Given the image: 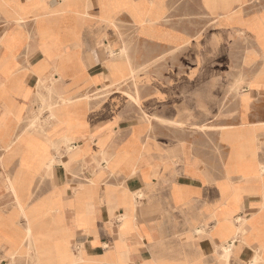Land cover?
<instances>
[{
    "label": "crops",
    "instance_id": "crops-1",
    "mask_svg": "<svg viewBox=\"0 0 264 264\" xmlns=\"http://www.w3.org/2000/svg\"><path fill=\"white\" fill-rule=\"evenodd\" d=\"M35 2L46 9L34 20L57 23L59 46L53 57L25 40L23 79L55 86L56 96L110 93L62 110L77 150L60 147L59 184L54 141L34 146L47 165L37 192L45 205L17 198L12 211L0 166V264H18L29 250L37 264H73L71 256L75 264H264V3L249 14L248 0H191L195 12L180 8L168 25L169 0ZM211 21L217 31L205 37L194 26ZM15 43L10 34L2 44L4 61ZM246 58L259 72L231 101L219 71ZM82 167L86 178L70 174Z\"/></svg>",
    "mask_w": 264,
    "mask_h": 264
},
{
    "label": "rangeland",
    "instance_id": "rangeland-1",
    "mask_svg": "<svg viewBox=\"0 0 264 264\" xmlns=\"http://www.w3.org/2000/svg\"><path fill=\"white\" fill-rule=\"evenodd\" d=\"M35 1L36 0H21L15 5L10 6L8 0H0V11L5 14L6 18V21L0 22V28H4V32L0 38V147L3 150V155L0 157V166L6 173L7 180L5 181V188L10 192L13 200L12 211H15L14 208L16 206H19L17 198L19 200H25L24 203H26V205L35 203L42 206L45 205L49 199L47 195L37 197V192L41 190L42 186L46 185L45 179L47 178L48 172L47 165L42 164L44 163L42 160H36L37 151H35L34 146L40 145L42 148L43 146L47 147L52 145L51 141L53 140H51L49 134L51 130L47 126L48 122L54 123V126H56V119L52 116L54 115L56 117L57 112L63 109L78 110L81 102H87L95 97L110 93L109 91L93 97L89 95L71 97L73 100L67 104L62 103L59 99L62 95H57V97L51 93L48 85L44 84L45 82H37L36 85H32L29 83L30 80L23 79L22 75L28 77L26 75L29 73L25 40L26 42H38L39 46L42 47L41 49L45 51L46 54L50 53L52 56L55 55L59 46L52 32L54 28H56L55 24L57 23L34 20L36 16H39V13H43L42 9L43 11L46 9L43 8V6H38ZM263 3L264 0H248V6L244 8V10L249 14L258 12L263 8ZM190 4L191 0H169L168 9L170 10L168 12L167 24L171 25L172 21H174V14H176L180 8H183L184 16L190 15V10L192 8L194 13V6ZM183 24L190 26V20L188 19ZM204 24H206V26L201 29L203 24L194 22V26L197 27L196 29L201 30L204 37L207 36L208 33L210 34L211 30L217 31L215 27L219 25L215 24V21L208 23L209 27H207L206 22ZM20 25H22V28ZM119 30L123 40L128 43L126 38L128 32H130V28L126 23H120ZM10 34L11 39H14L16 43L10 53V57L4 61L5 54H2L4 50L2 44ZM20 45H22V47ZM137 45L138 43L136 42V49ZM237 45H235L236 53L239 51ZM244 45L248 50L253 46L250 40ZM22 49H24L23 53H21ZM248 55L249 51L246 57H248ZM168 57L170 60L174 61L175 53L172 52L168 54ZM235 57H237V54ZM163 59L164 58H162V60ZM188 60L189 57L185 61ZM155 61H159V58L155 59ZM245 63L244 67H239L238 63L234 64L232 62L228 69L219 71L218 77H221L224 81V85L220 87V92L225 93L231 101L235 100L240 92L248 88L249 79L259 72L258 68L260 63L251 66L248 58H246ZM128 67L131 69L130 76L136 78V71L131 68L130 61L128 62ZM222 106L224 105L222 104L220 108H222ZM25 110H27V112L24 115ZM22 130L25 132L24 134ZM68 135L73 136L70 133ZM16 137L20 138L16 139ZM235 140L236 138L232 134L230 139L231 143H234ZM70 144L73 143L70 142L69 145ZM58 145L64 144L58 142ZM73 146L74 145H72V148H74ZM8 147L11 148L9 149ZM61 150L62 149H60V153L62 152ZM66 151L68 152V150ZM84 168L85 167L79 168V171L77 169L76 173L71 171L70 174H72L74 178H78L80 175L82 178H86V176L83 175ZM78 184L79 183L73 186V188L77 189ZM26 211H28V209ZM7 215H9V213H7ZM11 216H16L18 220L21 219L22 222L25 221V216L32 218L33 221H39L43 218V214L39 213H26V215L23 213H16L11 214ZM28 226L31 225L29 224ZM29 232L27 228V234ZM31 251L32 250H29L28 257L21 258L18 264H37L30 254Z\"/></svg>",
    "mask_w": 264,
    "mask_h": 264
},
{
    "label": "bare ground",
    "instance_id": "bare-ground-1",
    "mask_svg": "<svg viewBox=\"0 0 264 264\" xmlns=\"http://www.w3.org/2000/svg\"><path fill=\"white\" fill-rule=\"evenodd\" d=\"M44 4V3H43ZM45 5V4H44ZM263 11V10H262ZM89 12V10H88ZM93 16V15H92ZM220 16V14H219ZM222 17V16H220ZM47 19V18H46ZM159 18L157 17L156 20H158ZM119 21V19H118ZM23 22V21H22ZM122 22V21H121ZM159 22V21H158ZM84 23V22H83ZM149 23V22H148ZM247 23V22H246ZM35 24V23H34ZM72 24V23H71ZM166 24V23H165ZM164 24V25H165ZM49 25V24H48ZM157 24H155L154 26H156ZM25 26V25H23ZM57 26V24H56ZM152 26V25H151ZM20 27L22 28V25H20ZM69 27V26H68ZM79 27V26H78ZM70 28V27H69ZM82 28H83V25H82ZM123 30V29H121ZM34 33V32H33ZM132 38V37H131ZM133 39V38H132ZM130 48V47H128ZM128 48H127V51H128ZM131 49V48H130ZM134 51V50H133ZM44 53V52H43ZM129 57V56H128ZM263 57V56H262ZM122 59V58H121ZM106 61V60H105ZM123 61V60H122ZM2 63V62H1ZM26 63V62H25ZM125 63V62H124ZM62 67V66H61ZM145 67V66H144ZM24 70V69H23ZM22 70V71H23ZM154 76V75H153ZM58 78V77H57ZM40 82V81H39ZM55 85V84H54ZM113 85V84H112ZM120 87V86H119ZM122 87V86H121ZM55 90H57V88H55V86L53 87H49V91L51 93H55ZM120 91V90H119ZM105 93V92H104ZM242 93V92H241ZM59 94V93H58ZM135 94V93H134ZM106 95V94H104ZM60 96V95H58ZM96 96V95H95ZM103 96V95H102ZM59 99L61 100L62 103H67L69 104L68 102H71L72 99L70 97H59ZM93 100V99H92ZM76 102V101H75ZM43 105V104H42ZM41 110V109H40ZM43 111V110H42ZM29 112V111H28ZM51 113V112H50ZM29 114V113H28ZM52 116V115H51ZM33 117V116H31ZM56 119V126H54V123H51V122H48L47 126L50 128V137L52 138V140L54 141V145H55V154H54V158H52L50 161H49V165H50V171L53 173V170L56 172V177L53 179V181L57 184H59L61 182V179H63V175H64V172H65V169L67 167V164H64L60 161V157H61V154H60V146H63L66 150H68V152L72 153L73 151L77 150V147L76 145H74L72 148V145H69L70 142H72L74 140V137L73 136H69V132L67 131V129L65 128V122L63 120V115H62V110L58 111L57 112V116L55 117L54 115L52 116ZM155 117V116H154ZM68 118V117H67ZM76 118V117H75ZM30 119V118H29ZM33 121V120H32ZM74 121V120H73ZM24 123V122H23ZM53 126H52V125ZM26 125V124H25ZM24 125V126H25ZM33 125V124H32ZM46 125V124H45ZM177 125V124H176ZM28 127V126H27ZM18 129V128H17ZM21 129V128H20ZM43 130V128H42ZM23 131V130H22ZM20 132V131H19ZM44 132V131H43ZM25 132L23 131V134ZM29 133V132H28ZM46 134V133H45ZM30 135V134H29ZM30 137V136H29ZM20 138V137H19ZM16 137V139H19ZM156 139V138H155ZM15 142V141H13ZM58 142H62V144H65V145H58ZM11 144H14V143H11ZM11 146V145H10ZM9 148V147H8ZM11 148V147H10ZM9 148V149H10ZM8 151V150H7ZM181 163V162H180ZM67 170V169H66ZM81 184V183H79ZM78 195V194H77ZM77 197V196H76ZM27 200V199H26ZM18 207V206H17ZM260 218V217H259ZM252 220V219H251ZM249 223V222H248ZM28 230L30 231L28 233V236L31 237L32 236V233L34 232V230L32 229L31 226H28ZM39 239L41 238V236L39 235L38 237ZM233 247L234 245H231V250L229 252H232L233 251ZM25 248H28V247H25ZM30 248V247H29ZM32 254V253H31ZM71 259H73L74 263L75 264V257L74 256H71ZM70 259V260H71ZM256 261V260H255Z\"/></svg>",
    "mask_w": 264,
    "mask_h": 264
}]
</instances>
